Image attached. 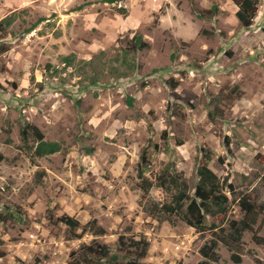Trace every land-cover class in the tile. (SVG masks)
<instances>
[{
	"label": "rangeland",
	"instance_id": "1",
	"mask_svg": "<svg viewBox=\"0 0 264 264\" xmlns=\"http://www.w3.org/2000/svg\"><path fill=\"white\" fill-rule=\"evenodd\" d=\"M237 11L231 0H0V264H69L97 245L128 257L134 241L149 244L147 264L201 262L213 233L154 211L138 187L144 150L147 178L177 171L191 194L199 151L214 154L234 187L226 233L242 195L264 204V0L249 29ZM136 34L147 47L133 49ZM28 124L45 136L31 151ZM94 220L104 235L83 232ZM240 246L241 264H264L250 232ZM218 253L235 264L221 241Z\"/></svg>",
	"mask_w": 264,
	"mask_h": 264
},
{
	"label": "trees",
	"instance_id": "2",
	"mask_svg": "<svg viewBox=\"0 0 264 264\" xmlns=\"http://www.w3.org/2000/svg\"><path fill=\"white\" fill-rule=\"evenodd\" d=\"M123 0H108L109 3L115 4ZM237 7L236 17L245 29L252 27L254 20L258 16L261 0H231ZM216 10L217 6L213 7ZM125 13L126 10H120ZM201 19H211V16L200 14ZM7 26L0 22V39L4 38ZM34 29V28H33ZM28 32V31H27ZM133 49H143L148 44L144 42L141 34H136L133 38ZM7 46H0V53L8 52ZM175 83L173 87L175 88ZM132 105V99L129 100ZM31 136L37 142H43L44 134L34 125L28 124L22 130V141L28 150H32L29 145ZM53 152V150H52ZM36 155L41 157L45 155L44 150H36ZM214 159V154L209 150L201 149L197 156V176L198 183L194 193H190V187L186 180L177 171L166 170L162 173L158 182L154 183L145 176V167L149 164L147 152L144 150L141 156V162L138 166V187L143 195L152 201L153 209L158 214H165L169 217H175L184 222L198 233L212 232L214 237L207 242L201 249L200 253L203 258L198 264H218L220 255L218 253L219 241L227 246L232 252L231 259L235 264H241L240 241L245 232L252 234V240L259 246H264V237L259 235V220L264 216V204H259L248 194L239 198V206L242 210L241 221H231L230 230L226 233L223 225L228 222L230 211L229 194L233 195L234 187L229 183V179L222 180L211 168L210 164ZM5 160V156L0 153V163ZM264 220V219H263ZM58 222L64 224L71 230H77L81 227L80 222L74 217L61 216ZM90 232L96 236H102L105 231L94 220L88 223L83 232ZM225 234V236L222 235ZM81 238L82 234L74 236ZM0 243H2L0 241ZM122 245L126 246L123 242ZM134 249V250H130ZM149 244L140 241H134L128 250V257L120 256L119 252H112L107 245L89 246L86 248V254L81 258L69 264H147L143 262L148 254ZM134 255V258L130 257ZM256 264H261L256 259Z\"/></svg>",
	"mask_w": 264,
	"mask_h": 264
}]
</instances>
